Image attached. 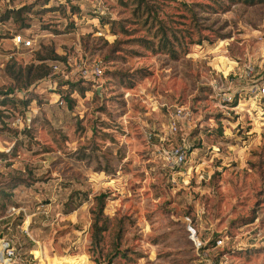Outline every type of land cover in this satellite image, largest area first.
Wrapping results in <instances>:
<instances>
[{
	"label": "rangeland",
	"instance_id": "rangeland-1",
	"mask_svg": "<svg viewBox=\"0 0 264 264\" xmlns=\"http://www.w3.org/2000/svg\"><path fill=\"white\" fill-rule=\"evenodd\" d=\"M34 1L0 0V15ZM90 1L82 10L0 23V90L13 85L6 65L64 59L55 62L59 70L14 90L26 106H0V231L17 248L18 264H207L189 226L210 260L264 264V97L249 90L264 81V3L201 11L194 26L183 3L209 0H144L162 22L192 30V40L199 29L206 37L172 59L126 42L147 33L145 15L137 22L133 15L135 0H104L99 22L86 14ZM112 20L128 34L119 23L114 31ZM15 32L31 34L34 46L14 45ZM95 64L100 74L84 76ZM81 79L88 89L73 91L70 107L64 83ZM228 91L240 92V104L222 101ZM178 106L186 117L171 133L169 114ZM181 143L193 168L184 181L162 150ZM100 194L97 225L110 221L94 245ZM12 206L19 212L7 218Z\"/></svg>",
	"mask_w": 264,
	"mask_h": 264
},
{
	"label": "trees",
	"instance_id": "trees-1",
	"mask_svg": "<svg viewBox=\"0 0 264 264\" xmlns=\"http://www.w3.org/2000/svg\"><path fill=\"white\" fill-rule=\"evenodd\" d=\"M211 3H195V4H187L183 3V6L188 9L191 15L192 22H194V26H197V23L200 19L198 16L201 11L204 12H212V13H218V12H225L229 10L231 5L235 3H244V4H261L264 3V0H209ZM136 2V3H135ZM40 5L41 3L39 0H35L32 3L29 4H22L18 5L16 7H6L3 12L0 15V23L6 22L8 19H11L13 22L17 21H24L30 20L32 16L30 15H38L41 14L43 10L45 11H51L52 9L48 8H41L36 11L32 12V8L35 5ZM135 3V8L133 9V15L136 17V22L139 21L144 15L145 17L141 21L147 28V33L143 37H134L127 39V43H134L138 42L139 44H142L146 48L152 50L153 52L161 51L168 54L172 59H177L181 55H184L187 53L188 45L189 44H200L203 39L206 37L202 35L200 32V29L197 32V38L195 40L191 39V33L192 30H189L185 27H175L171 26L170 24H166L161 21V19L158 18L156 14V9L152 8L151 5L148 4V2L144 0H135L133 1V4ZM194 6L198 7V10L194 8ZM155 12V13H154ZM32 13V14H31ZM25 16V17H22ZM29 16V17H27ZM181 17H184V15H181ZM102 19V18H101ZM170 22L174 24L184 25L186 24L184 21H178V20H170ZM111 28L115 31L114 25L119 23V29L122 30V32H125L128 34L127 28L124 27V24L116 20H112L111 22ZM24 28H29L30 23H24ZM191 26L192 23L190 22ZM186 26V25H184ZM153 29V30H152ZM12 36V35H11ZM187 38L189 41H187ZM49 57H43L38 56L37 59L40 61L38 64H29L24 67L18 65L16 66L15 63L12 65H6V73L8 76L12 79L13 85H9L5 90H0V106H10L12 108H16L17 103H21L23 106H26L29 102V99H21L17 100L14 97V90L16 88L25 89L28 88L31 84H33L37 80H41L46 78V76L49 74V71L54 72L53 70V63L56 61H62L64 59H59L60 57H53L50 58V63L46 65L44 63L45 59H48ZM54 61V62H53ZM21 82V83H20ZM84 82V80L79 81H65L64 84L68 85L69 88L66 89V96L65 100L66 103L72 107V104L74 100L70 97L71 93L73 91H77L80 94H84L86 89H88L85 86H81L80 84ZM17 84V85H14ZM264 97V96H263ZM238 99V96L236 95L233 102L231 104H235L236 100ZM1 110H0V118H1ZM105 198L104 194H100L97 196V199H100L99 203V209L96 215L97 221H94L92 224V242L94 245L98 242L99 238L98 236L101 234L103 230H107L109 227L108 223L110 221L109 218L104 217L102 218L101 225H97V222L100 220L101 217V208L103 199ZM9 218V217H8ZM123 221L122 219H115L114 229L113 231L114 236H112V244L119 245L120 240L123 236ZM5 235L4 231H0V237ZM214 244V242L212 243Z\"/></svg>",
	"mask_w": 264,
	"mask_h": 264
},
{
	"label": "built area",
	"instance_id": "built-area-1",
	"mask_svg": "<svg viewBox=\"0 0 264 264\" xmlns=\"http://www.w3.org/2000/svg\"><path fill=\"white\" fill-rule=\"evenodd\" d=\"M41 3H39L41 8H48L53 9L54 11L57 9H66L69 11L70 7H75L76 9L83 8L82 4L84 3L83 0H39ZM104 0H94L90 1L89 3V9L86 10L87 16H89L92 19H95L97 22H99V19L104 17L106 14L105 8H104ZM73 17L76 19V15L74 14ZM11 40L14 45L16 46H22L25 48H30L34 46V37L31 34H21V33H12ZM53 70L57 71L59 70V65L57 63H53L52 65ZM254 66L251 64H248L244 67V72L247 75H250L253 71ZM82 72L84 73V76H88L90 74H100L101 70L98 64L93 65V67L88 70L87 68H83ZM250 92L253 94L254 99H260L264 96V81L257 85L255 84L253 87H250ZM238 96V99L236 100V105L240 104V98L242 97L240 92L236 91H228L222 93V101L227 103H232L235 96ZM232 106H235L232 105ZM186 113L184 112V109L180 106L175 107L172 112L169 114V121H168V127L169 131L171 133H176L178 131V127L180 124V121L182 119H185ZM163 154L167 155V158L170 160V165L172 168L176 169V174H178L181 178H189V175L191 174L193 168L191 165H187V148L185 146V143L177 144L173 146L171 149H169L167 152L162 148ZM19 209L12 206L8 207L6 213V217H11L14 214L18 213ZM26 220H28L26 218ZM26 220L24 219L22 221L24 230H27V227L25 226ZM21 224V225H22ZM19 227V226H18ZM188 231L190 232V238L193 242V245L195 246L196 250H200L202 258L207 262V264H218L215 260H210L208 255V249L205 248V244L202 243V241L199 239L195 231L189 226ZM25 232V231H24ZM217 244L222 243V239H216ZM0 264H18L19 257L17 255V248L14 246L12 240H10L7 236L3 235L0 237Z\"/></svg>",
	"mask_w": 264,
	"mask_h": 264
}]
</instances>
